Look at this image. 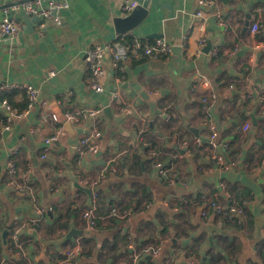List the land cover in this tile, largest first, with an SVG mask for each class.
Masks as SVG:
<instances>
[{
	"label": "crops",
	"instance_id": "0c3cea01",
	"mask_svg": "<svg viewBox=\"0 0 264 264\" xmlns=\"http://www.w3.org/2000/svg\"><path fill=\"white\" fill-rule=\"evenodd\" d=\"M22 1L26 0H0V18L6 6ZM62 1L66 6L57 13L60 23L47 19L41 25L35 22L31 30L22 20L18 37L0 36V85H33L39 91L36 105L29 110L23 108L25 97L12 92V108L23 114L13 117L10 129L4 127L10 113L0 101V117L5 116L4 122L0 118V237L7 242L13 227L44 208L46 218L39 229L30 228L39 237L30 229L24 233L33 236L26 250L20 248L30 254L27 264H56L60 260L56 253L74 245H60L66 236L48 241L46 227L63 216L69 217L68 231L83 232L71 238L82 248L73 264H134L138 251L160 241V254L151 259L144 256L137 264H217L212 263L217 254L220 264H262L264 99L248 98L246 91L237 93V88L250 77L254 88L264 90V0H213L201 17L197 0H152L147 17L127 32L128 37L154 40L155 34H161L173 42V53L156 59L131 58L118 71L106 57L103 92L91 87L87 52L116 36L115 19L125 16L120 2ZM254 21L261 25L255 34L251 32ZM202 37L206 38L203 46ZM209 42L211 48L206 50ZM204 79L217 94L211 117L218 125L219 140L229 146L226 169L211 160L214 147L207 143L210 132L202 104L211 90L202 86ZM231 84L236 88L231 89ZM114 93L119 95L117 100ZM106 107L112 108V118L104 112ZM94 108L101 112L73 125V132L65 124L62 141L41 159L45 139L60 125L52 113L61 118L65 112ZM248 123L250 128L244 131ZM94 128L102 132L101 154L81 156L79 141ZM197 138L203 143L197 145ZM181 140L195 149H184L175 157ZM141 144L150 147L148 155L140 150ZM152 149L159 158L168 155L166 160H172L175 180L164 179L154 170ZM135 154L142 158L140 164ZM9 161L19 172L16 180L27 178L33 196L7 184ZM110 163L117 171L101 180L98 188L100 201L106 195L112 210L103 214L99 204L96 214L101 223L89 227L84 216L92 193L83 188L92 189L82 180L95 181ZM142 189L151 193V201L140 206L135 202L131 213L125 214L129 209L123 206L131 202L127 193L139 191L141 196ZM214 193L223 200L230 194L245 206L244 225L237 227L213 212L202 217L203 196ZM129 244L132 248H127ZM12 251L0 249V264Z\"/></svg>",
	"mask_w": 264,
	"mask_h": 264
},
{
	"label": "built area",
	"instance_id": "2783aa9c",
	"mask_svg": "<svg viewBox=\"0 0 264 264\" xmlns=\"http://www.w3.org/2000/svg\"><path fill=\"white\" fill-rule=\"evenodd\" d=\"M121 5V9L124 15H128L132 10L139 4L138 0H118ZM200 9L197 12V16L201 17L204 14V8L208 5H213V0H197ZM66 3L62 0H26L22 2H16L12 5L6 6L3 10V14L0 18V36L4 39L12 40L13 38L18 37L21 34L22 25L18 21L20 15H30L44 19H54L57 23H60L58 15H53V10L59 11L64 8ZM261 28V25L254 21L251 25V32L253 34L257 33ZM129 34L126 33H117L116 36L110 42L104 45H98L88 50L87 52V64L91 75V87L97 92H103L104 87V78L106 76V69L104 67V61L106 57H109L112 61L113 67L116 71L121 69L122 63L131 58H141L147 57L156 59L164 55H170L174 51V44L171 40L165 37L155 38L154 40L141 39L139 37L133 36V38L128 37ZM206 43V38L202 37L200 39V44L203 46ZM50 75H54V72H50ZM202 86L206 87L208 90H211L203 99V111L206 115V126L210 132L209 143L213 145L214 151L211 155V160L220 168L226 169L228 167L227 163V152L229 149L228 143L219 140L218 125L212 119L211 113L215 105L217 94L211 89V82L208 79H204ZM231 89L236 88L234 85L229 86ZM242 90L246 91L248 98H260L264 99V90L254 88V81L248 77L244 81ZM12 90H22L26 93L27 96V107L26 110L33 108L38 100L39 91L33 85H24L20 83H2L0 85V95L3 92L12 91ZM114 100L119 98L118 93H114ZM2 102V106L10 113V116L4 122L5 129H10V123L13 117H19L23 112H18L14 110L8 101L5 99ZM101 112V109H85L80 112H65L60 118L57 114L52 113L51 117L54 121L58 122L60 125L57 127L54 134L45 139L43 149L40 152L41 159H46L49 150L53 144H57L62 141L63 137L66 134L65 124L67 122L73 123V125L79 124L81 121L87 118H94ZM262 114L264 115V108H262ZM244 131H247L250 128V124H244ZM102 137V132L97 128L92 129L90 132L86 133L79 141L78 153L81 156L87 154H97L100 151V142L99 139ZM197 145L203 143L201 138L196 139ZM176 146L179 149H188L189 151V142L186 140H181L176 143ZM181 152L178 151L175 157H180ZM150 158L153 160V168L160 177L164 179H170V167L163 165V162L158 157V151L151 150ZM8 171L10 178L7 181V184L18 189L21 192L30 194L33 196V190L28 182L27 178L23 181L16 180V176L19 175V172L13 161L8 162ZM117 171V168L114 164H107L100 172L99 177L93 181L88 182L82 180V183L86 186H90L92 189V202L87 210L84 218L89 227L96 226V212L98 210L100 190L99 185L101 180L105 179L110 173ZM222 187H225L224 183H221ZM150 206V203L146 205ZM201 215L202 217H208L211 212L215 215H219L228 220H232L234 217L242 218L245 215L244 205L231 197L228 194V197L225 200L221 199L218 193L211 195H204L201 203ZM128 210V209H127ZM131 209H129L125 214H130ZM46 218V210L44 208H38L34 216L29 220L23 223L21 226H15L12 228L10 237L12 242H15L17 246L21 249H24V242L21 241V237L26 233L30 228H35L39 226ZM163 241H160L157 245H147L134 257V264H137L138 260L147 255L157 256L162 250ZM127 248H132V245H128ZM82 252L81 244L77 241L71 247L65 248L63 250L64 257L61 258L56 264H73L76 257H78ZM190 263H193L190 261Z\"/></svg>",
	"mask_w": 264,
	"mask_h": 264
},
{
	"label": "trees",
	"instance_id": "16d2710c",
	"mask_svg": "<svg viewBox=\"0 0 264 264\" xmlns=\"http://www.w3.org/2000/svg\"><path fill=\"white\" fill-rule=\"evenodd\" d=\"M237 90H238V92L237 93H241V92H243V90H241L240 89V87H238L237 88ZM13 91H15V90H12V91H7V92H3L1 95H0V101H3V100H7L8 101V103L10 104V106L11 107H13L12 105H11V95H12V92ZM16 91H18V92H20L21 94H22V96H24L25 97V102H24V104H23V108H26L27 107V103H28V100H27V96H26V93L24 92V91H22V90H16ZM238 95V94H237ZM21 109V108H20ZM1 116V115H0ZM2 120H3V122L5 121V116H3V117H0ZM207 143L210 145V143H209V141H207ZM153 144H155L156 145V143H154L153 142ZM153 144H152V146H153ZM154 147V146H153ZM192 149V150H191ZM194 149H195V146L194 145H192V144H190L189 145V150H191V151H194ZM140 150L142 151V153L144 154V155H148L147 153H149L148 151L150 150V147H148V146H146V145H144V144H141V147H140ZM164 152V151H163ZM230 154V153H229ZM136 156H137V154H135ZM135 156V157H136ZM166 158H168V155H162V158H159L162 162H163V165L164 166H166V167H170L171 166V162H172V160H170V161H168V160H166ZM141 157L140 156H137V163L138 164H140V162H141ZM168 161V162H167ZM151 162H152V165H153V160L151 159ZM2 173H3V171H2V168H1V166H0V177H2ZM175 169H174V171L172 170L171 172H170V176H171V178H173L174 180L177 178L176 176H175ZM139 191H135V192H128L127 193V195L128 196H130V200H131V202L128 204V205H126V206H123V210H127V209H129V208H132V209H134L135 207H134V203L135 202H137V204H138V206H140V205H142L143 204V202H148V201H151V193L150 192H148L147 190H145V189H142L141 190V196H138L139 194ZM103 194V193H102ZM136 196H138V197H136ZM106 195H104V197H103V199H102V202L100 201L101 199V194H100V198H99V204L101 205V203H102V210H103V214H108V213H110V211L112 210L111 209V207L110 206H108V204H109V202H107L106 201ZM136 197V198H135ZM245 207V206H244ZM98 209H99V207H98ZM70 214V213H69ZM66 216H69V215H66ZM245 215L242 217V218H239V217H234L232 220H228V219H226V218H224L225 219V221L226 222H234L235 223V225L237 226V227H241L242 225H244L245 224ZM85 222H86V220H85ZM95 222H96V226H98L100 223H101V220L98 218V216H97V214H96V219H95ZM57 225V226H56ZM69 226H70V223H69V217H67V218H65L64 216H63V218L62 217H60V218H58L57 220H55L54 221V224H52V225H49V226H47L46 227V229L48 230V241L49 240H54V241H58V240H60V239H64L65 238V236H66V231H68V229H69ZM36 229H39V227H35ZM33 239V236L31 235V234H28V235H26V236H22L21 237V241H23L24 242V248H25V250L27 249V247H28V245H29V243L27 242L29 239ZM223 240H225L226 238H223V237H221ZM5 240H3L1 237H0V249L2 248V247H5L6 248V250L8 251V250H10V249H13V251L9 254V257H8V259L5 261V262H3V264H27L26 263V259L29 257V253H27V251H22L18 246H17V244L15 243V242H12V240H11V237H10V233H8V235H7V242H4ZM7 244V245H6ZM73 244H75L74 242H73V240L72 239H65L64 240V242H62V243H60V245L61 246H67V245H73ZM5 245V246H4ZM129 250V249H128ZM127 250V252H129ZM20 251H22V252H20ZM259 253H260V257H261V262H262V264H264V246H262V247H260V249H259ZM56 255H57V259L59 260V259H61V258H63L64 257V255L62 254V253H56ZM220 260H221V257H220V255L219 254H217V255H214L213 256V259H212V263H217V264H220L219 262H220ZM2 262V261H1ZM253 264H258L257 262H253Z\"/></svg>",
	"mask_w": 264,
	"mask_h": 264
},
{
	"label": "water",
	"instance_id": "95a60500",
	"mask_svg": "<svg viewBox=\"0 0 264 264\" xmlns=\"http://www.w3.org/2000/svg\"><path fill=\"white\" fill-rule=\"evenodd\" d=\"M227 1V0H224ZM151 5H152V0H143L141 3H139L130 14L125 15V16H118L115 19V29L117 31V33H126L129 32L130 30L136 28L137 26H139L143 20L147 17L149 10L151 9ZM58 11L57 10H53V15H57ZM24 20L25 24H26V28L28 29H33V25L36 22L38 25L44 24L46 22V19L44 18H39V17H35V16H30L27 14H24L23 16H19L18 17V21H22ZM246 27L249 26L250 22L247 19L246 22ZM161 34H155L154 37L158 38L160 37ZM212 43L209 42L206 50H210ZM106 86H108V81L106 80ZM112 108L111 107H106L104 109V112L112 118V114H111ZM66 128L68 131L73 132V123L71 122H67L66 123ZM181 153H184V149H179ZM101 153L99 152L96 156H99ZM226 159H228V156H226ZM84 190H86L90 195H91V190L90 189H86L83 188ZM48 213L50 215H52L51 211L49 210ZM31 234H34L35 236L39 237L38 232L35 229H30L29 231ZM82 231L78 230L77 228H72L70 229V231H68L66 238L67 239H71L74 236H78V235H82ZM7 235V230L4 232V237H6ZM147 258L151 259L152 255H148Z\"/></svg>",
	"mask_w": 264,
	"mask_h": 264
}]
</instances>
